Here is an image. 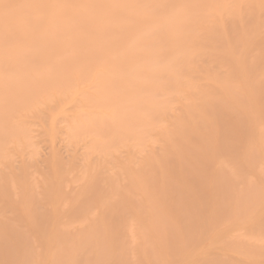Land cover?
Segmentation results:
<instances>
[{
  "label": "bare ground",
  "instance_id": "obj_1",
  "mask_svg": "<svg viewBox=\"0 0 264 264\" xmlns=\"http://www.w3.org/2000/svg\"><path fill=\"white\" fill-rule=\"evenodd\" d=\"M0 264H264V0H0Z\"/></svg>",
  "mask_w": 264,
  "mask_h": 264
},
{
  "label": "rangeland",
  "instance_id": "obj_2",
  "mask_svg": "<svg viewBox=\"0 0 264 264\" xmlns=\"http://www.w3.org/2000/svg\"><path fill=\"white\" fill-rule=\"evenodd\" d=\"M58 143H61V142H58ZM58 143H56V144H57V146H56L57 148H58L59 146L61 147V144L58 145ZM42 147H43V146H42ZM45 148H46V147L44 146V149H45ZM45 150H46V149H45ZM45 150L42 149V151L44 152V153L42 152L43 155H44L45 152H46ZM71 188H73V187L71 186ZM71 188H70V189L68 188V190H71Z\"/></svg>",
  "mask_w": 264,
  "mask_h": 264
}]
</instances>
